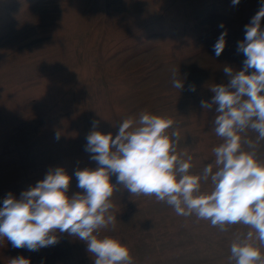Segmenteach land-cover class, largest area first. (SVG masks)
I'll list each match as a JSON object with an SVG mask.
<instances>
[{
  "label": "rangeland",
  "instance_id": "1",
  "mask_svg": "<svg viewBox=\"0 0 264 264\" xmlns=\"http://www.w3.org/2000/svg\"><path fill=\"white\" fill-rule=\"evenodd\" d=\"M259 7L260 0H0V207L56 167L72 177L67 195L82 193L74 173L97 167L85 151L93 121L115 136L124 119L145 111L173 119L177 150L193 157L190 173L200 174L223 143L215 106L200 102L211 101L214 84L228 82L225 66L243 68L238 42ZM225 30L216 57L213 45ZM173 71L182 90L173 87ZM241 135L253 143L258 136L250 129ZM254 150L264 163V140ZM211 189L210 180L202 185ZM110 199L116 221L99 236L126 245L133 264H234L232 241L252 230L235 224L222 232L119 184ZM56 235L59 243L34 252L0 239V264L19 256L30 264H94L84 241Z\"/></svg>",
  "mask_w": 264,
  "mask_h": 264
},
{
  "label": "clouds",
  "instance_id": "2",
  "mask_svg": "<svg viewBox=\"0 0 264 264\" xmlns=\"http://www.w3.org/2000/svg\"><path fill=\"white\" fill-rule=\"evenodd\" d=\"M240 0H232L238 5ZM264 0L245 25V36L238 42L243 53V68L234 71L225 66L226 84H214L210 102L215 106V133L223 143L213 149L215 159L200 174H191L193 157L178 152V130L169 133L173 119L142 112L138 119L129 117L118 126V132L105 134L93 130L86 137L85 151L97 167L77 169L74 176L82 193L69 197L71 176L64 168L51 169L20 198L11 193L0 207V239L7 238L13 248L39 251L59 243L56 235L67 233L86 243V251L95 257L94 264H133L129 248L113 237L99 236L101 229L114 225L111 197L117 184L131 195L155 196L171 206L177 215H195L210 221L220 231L227 226L243 224L251 231L237 235L230 246L229 260L234 264H264V163L256 159L255 147L264 140ZM224 28V24L219 25ZM227 30L213 45L216 57L224 51ZM251 70V71H250ZM173 87L182 90L184 82L173 71ZM195 92V86L189 87ZM258 134L257 140L243 139L247 130ZM59 139V135L56 136ZM247 144L249 151L242 148ZM115 176L116 184L111 177ZM211 181L210 192L202 185ZM10 264H30L23 256Z\"/></svg>",
  "mask_w": 264,
  "mask_h": 264
}]
</instances>
